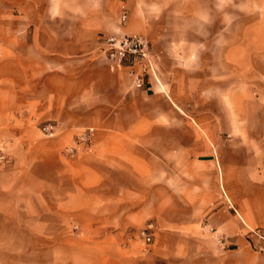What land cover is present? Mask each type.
I'll return each mask as SVG.
<instances>
[{"label": "crops", "instance_id": "0c3cea01", "mask_svg": "<svg viewBox=\"0 0 264 264\" xmlns=\"http://www.w3.org/2000/svg\"><path fill=\"white\" fill-rule=\"evenodd\" d=\"M136 2L0 0V264H134L105 240L149 220L165 230L147 264H264L246 237L264 228V72H243L225 24L187 40L171 95L152 75L136 88L99 49L142 34ZM183 93H212L220 117H185Z\"/></svg>", "mask_w": 264, "mask_h": 264}, {"label": "rangeland", "instance_id": "374dc122", "mask_svg": "<svg viewBox=\"0 0 264 264\" xmlns=\"http://www.w3.org/2000/svg\"><path fill=\"white\" fill-rule=\"evenodd\" d=\"M136 9L141 13L145 24V29L140 32L150 40L153 46L156 77L152 76L156 89L166 96L171 95L173 82L178 83V79L180 82L187 80V59L183 57H186L188 52L187 40L193 38L195 34L197 37L205 35L209 37L214 33L212 40H215L219 34V32H215V29L223 28L225 24H227L230 41L235 37L240 38L238 44L243 49V53L238 52L234 58L241 59L243 72L245 74L256 71L264 72V44L252 41L254 37L257 38L264 34V0H137ZM124 12L128 14L127 7ZM178 50L181 52L180 57ZM257 51H260L261 54L256 55L254 52ZM228 70H234L231 64H229ZM178 73L180 77L174 79V74ZM256 94V92L252 94L249 90L244 89V101L254 102ZM214 98L216 96L212 93L200 94L196 98H189L188 94L183 93L181 99L185 105V112L182 114L185 117L195 114L199 117L219 118L221 112L218 109L211 110L209 107H205V104L208 103L211 106L215 102ZM228 98H230L229 93ZM194 104H196V110H194ZM255 114L252 110L244 111L245 118L256 117ZM71 146L73 145H68L67 149ZM149 223L154 222L149 220L137 226L125 238H115L105 240V242L111 241L122 255L125 253V256L132 257V263L147 264L155 247V238L158 236V232L165 230V228H158L157 224H154V241L146 244L140 231ZM68 230L70 232L78 230L77 224L70 222ZM164 259L169 260L170 256H164Z\"/></svg>", "mask_w": 264, "mask_h": 264}, {"label": "built area", "instance_id": "2783aa9c", "mask_svg": "<svg viewBox=\"0 0 264 264\" xmlns=\"http://www.w3.org/2000/svg\"><path fill=\"white\" fill-rule=\"evenodd\" d=\"M128 21L127 12L122 13L121 23ZM99 49L106 55L107 59L113 63L126 66L129 74L133 78L134 85L142 89L146 86L147 79L153 75L156 77V62L152 53L150 40L139 33H123V34H100ZM2 54V45L0 44V56ZM44 134L53 136L57 130V126L51 122H46L41 126ZM81 141L84 144L90 143V135L85 133L81 135ZM76 147L68 148L69 152H73ZM6 160L4 153L0 154V163ZM140 234L146 244L154 241L155 225L149 223ZM246 237L250 246L257 252L264 254V228L248 227Z\"/></svg>", "mask_w": 264, "mask_h": 264}]
</instances>
